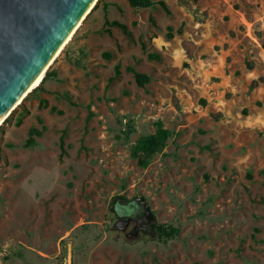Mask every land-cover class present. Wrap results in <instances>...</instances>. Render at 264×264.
Here are the masks:
<instances>
[{"label": "rangeland", "instance_id": "rangeland-1", "mask_svg": "<svg viewBox=\"0 0 264 264\" xmlns=\"http://www.w3.org/2000/svg\"><path fill=\"white\" fill-rule=\"evenodd\" d=\"M102 1L48 68L54 76L0 124V264H264L260 20L217 23L244 52L225 57L209 80L224 84L208 99L198 58L229 46L195 41L212 0L134 11L132 39L102 30L104 11L117 17ZM132 70L149 81L138 86ZM157 122L169 137L140 166L134 144ZM130 201L141 207L118 214L115 204ZM154 220L178 236L162 242Z\"/></svg>", "mask_w": 264, "mask_h": 264}, {"label": "water", "instance_id": "water-1", "mask_svg": "<svg viewBox=\"0 0 264 264\" xmlns=\"http://www.w3.org/2000/svg\"><path fill=\"white\" fill-rule=\"evenodd\" d=\"M91 2L0 0V124L21 103L24 92ZM130 206L131 213L126 211ZM140 207L137 201L115 204L120 215Z\"/></svg>", "mask_w": 264, "mask_h": 264}, {"label": "crops", "instance_id": "crops-1", "mask_svg": "<svg viewBox=\"0 0 264 264\" xmlns=\"http://www.w3.org/2000/svg\"><path fill=\"white\" fill-rule=\"evenodd\" d=\"M155 1V0H153ZM166 3L170 0H164ZM208 0H205L207 4ZM238 3V5H236ZM106 7L109 12L111 9L117 10V17L111 18L110 20L116 19L131 27V24L134 20L132 15L134 11L140 10V12L150 10L154 5L146 8H133L128 4V1H125V7H121L119 5L118 0H103L102 7ZM120 6V7H119ZM209 9V15L205 19V21L201 22L197 29L198 38L195 39L196 43L199 45L202 42L206 43V47L209 48L215 42L227 41L229 46L228 48L222 49L221 54L210 55L204 59L198 58V74L200 76V86L202 87V94L206 95L208 99L212 98L213 93L217 92V88L224 84V79L220 82H209L211 76L218 75L222 76V69L224 68V60L227 55H241L244 52V47H242V41L236 38L229 37L227 32H223L219 30L218 22H221V27L223 29H227L230 27H239V25L243 23L251 24L254 20H260V24L262 28H264V0H212L210 4L206 5ZM118 8H120L118 10ZM225 15L228 17L226 20ZM148 19V16H147ZM254 19V20H253ZM112 34L119 38H124L123 33L119 28L111 27ZM217 35L215 37V33ZM157 38L153 37V40ZM223 44V43H222ZM80 48V46L78 45ZM211 51H209L210 53ZM196 57V56H195ZM82 65H84L83 61L78 60ZM212 90V91H211Z\"/></svg>", "mask_w": 264, "mask_h": 264}, {"label": "trees", "instance_id": "trees-1", "mask_svg": "<svg viewBox=\"0 0 264 264\" xmlns=\"http://www.w3.org/2000/svg\"><path fill=\"white\" fill-rule=\"evenodd\" d=\"M128 4L133 7V8H146L154 5L156 2L159 4V6L164 10L165 13L170 14L171 11L169 7L167 6L166 2L164 0H127ZM99 0L95 4L97 6ZM94 6V7H95ZM93 7V8H94ZM105 8V6H104ZM148 20L153 26H156V23L153 19L152 15H149ZM111 27H116L119 28L120 31L123 33L124 36H126L128 39L133 38L132 31L129 29L128 25L113 19L110 20L106 12L104 11V19L102 23V30L106 32L109 36H112V31ZM142 47L144 46L143 42L141 43ZM133 72V77L136 82V84L140 87L144 86L148 81H149V76L146 75L145 73L137 72L132 70ZM120 74V62H117L114 65V74L113 76L109 77V80H113L115 77H117ZM53 77L54 73L50 69H47L45 74L43 75L40 85L38 87H34L32 90H35L37 88H41L42 83L48 78V77ZM17 124L20 123V119L16 121ZM133 128H130L128 132H132ZM169 137V131L164 128L161 124V122H157L156 124V129L153 133H149L146 135L140 136L133 148L134 155L137 158V163L140 166H145L148 164L150 158L152 155L157 152L160 148H162L165 145V142L167 138ZM59 148H60V158L63 156L65 153V147H64V140L63 136L60 137L59 139ZM123 198V197H121ZM131 202V201H130ZM120 204V203H119ZM125 205V204H121ZM152 229L155 231L157 238L161 240L162 242L166 243L172 239H175L179 232L180 229L178 226L173 225V224H166V223H161L156 220L152 222Z\"/></svg>", "mask_w": 264, "mask_h": 264}, {"label": "bare ground", "instance_id": "bare-ground-1", "mask_svg": "<svg viewBox=\"0 0 264 264\" xmlns=\"http://www.w3.org/2000/svg\"><path fill=\"white\" fill-rule=\"evenodd\" d=\"M98 0H92V2L88 5V7L84 10V12L82 13V15L80 16V18L78 19V21L75 23V25L73 26V28L70 30V32L68 33V35L66 36V38L62 41V43L60 44V46L56 49L55 53L53 54V56L50 58V60L48 61V63L46 64V66L43 68V70L38 73L36 75V77L34 78V80L31 82L30 87L24 92L26 93V95L32 91V89L34 87H36L39 82L41 81L43 75L46 72V69H48L52 63L54 62V60L58 57V55L61 53L62 49L65 47V45L70 41V39L73 37L74 33L77 31V29L80 27L83 19H85V17L93 10V7L95 6V4L97 3ZM48 67V68H47ZM25 95V96H26ZM24 96V97H25ZM22 97V96H21ZM20 97V99H21ZM18 99V101L20 100ZM23 100V98H22ZM21 100V101H22ZM17 101V103H18ZM18 106V105H17ZM16 106V107H17ZM15 107V108H16Z\"/></svg>", "mask_w": 264, "mask_h": 264}]
</instances>
